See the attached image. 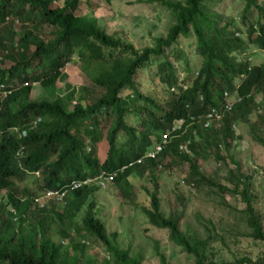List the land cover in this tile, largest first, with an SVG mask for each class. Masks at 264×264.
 <instances>
[{
    "label": "trees",
    "instance_id": "obj_1",
    "mask_svg": "<svg viewBox=\"0 0 264 264\" xmlns=\"http://www.w3.org/2000/svg\"><path fill=\"white\" fill-rule=\"evenodd\" d=\"M147 1L171 9L176 23L166 38L156 39L154 47L136 52L132 45L109 36L95 19L76 16L78 0H66L58 8H52L56 0H0V85L6 87L0 89V264H111L109 260L144 264L142 256L122 250L116 236H109L96 217L90 198L98 188L79 190L61 208L41 202L39 194L28 190L21 194L17 181L43 178L45 190L94 178L104 170L115 171L161 143L176 121L185 119L187 124L170 137L155 161L146 160L129 170L115 185L125 199V190L131 193L133 189L130 177L150 172L148 176L155 181L160 165L170 170L184 164L190 168L187 183H209L195 157L210 150L217 160L226 161L221 149L228 152L235 141L234 126L252 120L257 97L264 98V63L252 67L239 62V57L248 54L251 59L264 52V3L242 0L245 6L237 24L214 14L215 0ZM34 27L52 28V38L37 36ZM180 37L197 42L194 51L201 60L197 75L184 49L178 47ZM169 54L185 63L182 78L176 75ZM75 56L84 77L99 91L91 101L84 94L76 97L74 90L68 98L77 102L70 111L66 102L72 101L64 104L55 94L58 83L67 84L65 68L75 62ZM151 63L157 64L164 87L174 89L163 102L156 93L139 92L138 74ZM33 85L40 86L47 99L32 100ZM125 90L130 94L124 96ZM5 91L11 94L4 96ZM236 93L249 98L232 112L225 109L226 95ZM213 110L222 123L207 120ZM191 117L197 122L188 127ZM101 125L107 126H103L106 140ZM255 141L264 147L263 139ZM181 144H188L195 157L181 153ZM230 176L234 193L247 203L244 214L251 237L264 244L262 222L251 206L250 179L243 174ZM149 196L150 206L142 208L145 219L153 228L168 231L170 240L193 256L194 264H252L246 258L210 260L211 234L204 240L191 238L182 231L180 217L163 214L157 185ZM81 235L101 243L109 253L108 261L87 257L85 245L74 239L63 244L64 239ZM158 257L161 264H167L162 253ZM254 264H264V253Z\"/></svg>",
    "mask_w": 264,
    "mask_h": 264
},
{
    "label": "rangeland",
    "instance_id": "obj_2",
    "mask_svg": "<svg viewBox=\"0 0 264 264\" xmlns=\"http://www.w3.org/2000/svg\"><path fill=\"white\" fill-rule=\"evenodd\" d=\"M66 0H56L52 8H58ZM76 16L83 19H95L97 25L104 29L107 34L124 44L132 45L136 52L146 48H152L156 39L166 38L169 30L176 23L175 16L171 9L159 2L154 4L147 0H78ZM167 2H182V0H166ZM216 5L212 9L217 17H222L226 23L236 22L238 24L240 13L244 10L245 2L242 0H215ZM260 4L264 0H259ZM257 17V16H256ZM256 18L253 17L252 20ZM2 30L3 27H0ZM16 29L21 30L19 23ZM37 36L43 39H50L52 28L45 27L40 31L34 27ZM178 47L184 49L185 57L190 61V68L197 75L200 69L201 60L194 49L197 46L195 39L180 37ZM35 49H32L34 51ZM249 53V52H248ZM170 61L174 63L176 75L182 78L186 75L185 63L175 60L169 54ZM243 62H248V54L240 56ZM253 60V61H252ZM252 61V62H251ZM252 67L264 63V52H258L252 57ZM75 56V62L67 65L66 85L58 83L55 96L63 98L71 111L74 102L68 97L75 90L76 97L81 94L87 95L91 101L98 95V89L90 85L81 71V65ZM7 65L2 66L6 68ZM139 92L145 95L157 94L159 102L168 100V90L164 87L159 78V70L156 63H151L147 70L138 74ZM124 96L130 94L125 90ZM167 94V95H166ZM32 100L47 99V93L40 87L34 86ZM67 99V100H66ZM257 107L250 115V122L237 124L234 128L236 139L231 144L229 151L225 149L221 156L228 157L226 161L217 160L215 154L207 150L202 152L198 160L200 173L208 178L209 183L197 185L186 179L190 168L187 165L174 166L167 169L156 170L155 181L152 176L145 175L134 183L132 193L125 190L128 198L125 199L119 194L115 184H111L106 190L99 189L94 192L90 200L94 204L96 217L105 225L109 236H116L118 246L122 250H128L131 255L142 256L144 264H161L158 253L165 256L167 264H194L193 256L187 254L182 248L176 246L169 238V232L155 229L145 219L142 208L150 206L149 193L154 191L157 185L158 197L161 201V210L167 217H180V227L193 239L204 240L211 234V245L207 248V255L215 262H231L235 259H249L252 264L256 263L264 253V244L251 237V229L247 224V217L244 214L247 210V203L234 193L235 186L232 183L231 173L243 174L248 177L251 206L260 217L264 229V147L257 139L264 140V98L257 97ZM101 134L106 140V134ZM107 127V126H104ZM154 143L151 144V147ZM231 158V159H230ZM239 167L240 171L236 172ZM238 176V177H239ZM43 178H26L24 181H17L21 194L25 190L28 193L39 194L43 190ZM226 191H222V189ZM229 191V192H228ZM213 226V227H212ZM60 237V236H58ZM86 247L87 257L102 261H108V251L97 240L86 235L72 238V240ZM111 264H114L109 260Z\"/></svg>",
    "mask_w": 264,
    "mask_h": 264
},
{
    "label": "clouds",
    "instance_id": "obj_3",
    "mask_svg": "<svg viewBox=\"0 0 264 264\" xmlns=\"http://www.w3.org/2000/svg\"><path fill=\"white\" fill-rule=\"evenodd\" d=\"M0 27H3V25H0ZM0 33H1V29H0ZM243 59L244 58L239 57V62H243L242 61ZM250 61H251V59H249L248 62H243V63H247L249 66H251ZM257 66H259V65H257ZM244 79H245L244 75H241L240 80L244 81ZM33 86H36V85H33ZM4 88H6L4 85H0L1 90H3ZM172 90H174V89H172ZM9 94H11L10 91L9 92L5 91L3 93L4 96H7ZM247 98H249V96H238V93H236L235 96L232 94H230V95L228 94V95H226L225 109L233 112V110H235V108L237 106L241 105L245 100H247ZM217 112L218 111L213 110L212 113L208 115L207 120L211 119L212 121H215V123H217V124L222 123L223 118L221 116H219L218 114H216ZM189 120L192 122L188 125V127L193 126V124H195L197 122L196 118H194V117H191ZM203 122H205V121H203ZM185 124H187V121L185 119H180V120L176 121L172 130L168 133L169 139H170V137H172V135L174 133H176L177 129L181 128L182 125H185ZM235 126H234V128H235ZM14 131H17V130H14ZM22 136L24 137V135H22ZM157 145L158 144H155L152 149L147 151L140 158H138L134 161H131L122 167L117 168L115 171L104 170L94 178L86 177L83 179L71 181L69 183L64 184L61 187H55V188H49V189L42 190V192L39 193V195L41 197V202H49L56 207L62 208L63 206L70 204V201L73 199L75 193L78 192L79 190H82V189L88 188V187L89 188H98V190L99 189L106 190V189H108V187H110L111 184L112 185L115 184V180L119 176L125 175L129 170L134 169L136 167H141L146 162V160L155 161L154 159H156L164 151L163 150L157 157L153 158L151 155L155 151V148ZM180 148L184 149V151H181V153H185L186 155L193 156L191 150L188 147V144H181ZM223 150H224V148L221 149V151H223ZM160 169H162V165H160L158 167L157 171ZM149 173L150 172H145L144 174H142V172H140L136 176V178L130 177L129 180L133 185V189L135 188L134 183L136 181H138L140 178L144 177L145 175H149ZM131 193H132V191H131ZM42 209H44V208H42ZM12 212L14 213L13 210H12ZM108 259H109V257H108Z\"/></svg>",
    "mask_w": 264,
    "mask_h": 264
},
{
    "label": "built area",
    "instance_id": "obj_4",
    "mask_svg": "<svg viewBox=\"0 0 264 264\" xmlns=\"http://www.w3.org/2000/svg\"><path fill=\"white\" fill-rule=\"evenodd\" d=\"M168 142H169V134L167 133V135L163 137L162 142L156 146L155 151L152 153L151 156L153 158L157 157L164 150V148L168 144Z\"/></svg>",
    "mask_w": 264,
    "mask_h": 264
},
{
    "label": "bare ground",
    "instance_id": "obj_5",
    "mask_svg": "<svg viewBox=\"0 0 264 264\" xmlns=\"http://www.w3.org/2000/svg\"><path fill=\"white\" fill-rule=\"evenodd\" d=\"M109 188V187H108Z\"/></svg>",
    "mask_w": 264,
    "mask_h": 264
}]
</instances>
